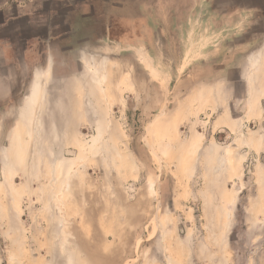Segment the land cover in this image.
Wrapping results in <instances>:
<instances>
[{
    "label": "rangeland",
    "instance_id": "rangeland-1",
    "mask_svg": "<svg viewBox=\"0 0 264 264\" xmlns=\"http://www.w3.org/2000/svg\"><path fill=\"white\" fill-rule=\"evenodd\" d=\"M117 1L151 56L112 41L133 26L100 36L98 0L55 41L62 107L0 122V264H264V0Z\"/></svg>",
    "mask_w": 264,
    "mask_h": 264
},
{
    "label": "crops",
    "instance_id": "crops-1",
    "mask_svg": "<svg viewBox=\"0 0 264 264\" xmlns=\"http://www.w3.org/2000/svg\"><path fill=\"white\" fill-rule=\"evenodd\" d=\"M37 1L28 0L24 3L20 1V3L9 4L4 0L0 5V122L8 112H14L16 119L12 125L15 128L24 125L40 127L39 114L44 107L47 106L48 109L55 110L62 107L61 105L64 103L60 99H56L55 96L69 94L71 89L64 87L61 90V88L52 86L53 81L57 78L54 73V50L57 47L55 41L58 39V43H67L73 39V33L80 32L84 22L99 10L98 0H80V3L75 1L73 7L66 9L63 14L48 11L46 15L41 16L36 7ZM103 2L110 7V10L107 13V25L103 26L101 30L103 33L100 36L108 37L113 29L121 25L124 28L125 25L133 26L135 31H140L137 33L138 39L126 41L115 37L112 41L116 42L119 49L122 50L133 49L135 52L137 48L142 47L146 55L151 56L150 52L154 50V47L156 48L157 44L156 41L152 42L151 18L147 12L142 11L143 7L140 6L141 13L136 15L138 17H129L128 13V17H124L121 23L119 2L117 0H103ZM55 15L61 16L59 22H52V17ZM44 16L46 19L42 18ZM137 24L138 26H136ZM63 25L64 27H62ZM41 28L42 35L39 33ZM112 38L114 37L112 36ZM83 47L82 43L79 44L78 51ZM103 50L108 51V48ZM263 53L261 50L260 57ZM39 78H42L43 82L40 95L36 98L38 103L31 105L28 119H25L21 116L22 108L38 87L37 80ZM17 85L21 87L17 89ZM37 109L39 112L36 111ZM34 111L38 113L39 124L34 122L36 119ZM2 124L5 125L0 123V126Z\"/></svg>",
    "mask_w": 264,
    "mask_h": 264
},
{
    "label": "bare ground",
    "instance_id": "bare-ground-1",
    "mask_svg": "<svg viewBox=\"0 0 264 264\" xmlns=\"http://www.w3.org/2000/svg\"><path fill=\"white\" fill-rule=\"evenodd\" d=\"M262 52H264V48L262 49ZM262 58L264 59V53H263V55H262ZM38 78V77H37ZM249 84H250V86H253V81H254V77H252V76H250L249 77ZM37 82H38V87L36 88V90H34V92H33V94L30 96V98H29V100H28V102H26L25 103V105H24V107L22 108V111H21V116L22 117H24L25 119H28V113H29V109H31V105H33L34 103H38V101H36V98L37 97H39V95H40V90H41V86H42V82H43V79L42 78H39L38 80H37ZM28 107H30V108H28ZM34 107V106H33ZM39 107V106H38ZM34 108H36V107H34ZM33 108V109H34ZM39 109V108H38ZM36 110L37 112H39V110ZM35 112V111H34ZM37 112H35V117H36V119H35V123H37V124H39L40 122H39V117H38V113ZM33 120V119H32ZM22 122V121H21ZM37 128L39 127L38 125L36 126ZM20 147V146H19Z\"/></svg>",
    "mask_w": 264,
    "mask_h": 264
},
{
    "label": "trees",
    "instance_id": "trees-1",
    "mask_svg": "<svg viewBox=\"0 0 264 264\" xmlns=\"http://www.w3.org/2000/svg\"><path fill=\"white\" fill-rule=\"evenodd\" d=\"M136 32L139 33L140 31H136ZM111 39H115V37L114 38L111 37Z\"/></svg>",
    "mask_w": 264,
    "mask_h": 264
}]
</instances>
